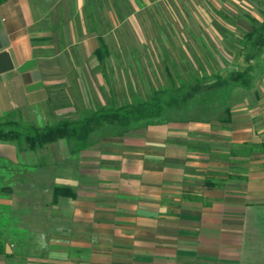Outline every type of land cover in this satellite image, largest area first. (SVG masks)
<instances>
[{"label":"crops","instance_id":"1","mask_svg":"<svg viewBox=\"0 0 264 264\" xmlns=\"http://www.w3.org/2000/svg\"><path fill=\"white\" fill-rule=\"evenodd\" d=\"M163 1L2 3L0 119L62 98L69 106L50 111L56 123L59 116H76L81 105L98 109L150 99L157 90L141 99L140 90L113 88L110 78L122 76L126 86L125 78L161 69L164 52L172 55L173 48L163 46L176 44L169 40L187 23L174 20L167 5L173 7L172 0ZM202 97L122 135L96 132L73 147L60 139L27 149L32 157L44 156L27 167H44L52 176L24 185L30 228L48 238L47 251L28 264H264V128L254 126L245 107L233 108L231 121L223 119L220 127L185 118ZM60 143L65 158L58 152L54 162L44 153ZM250 144L257 148H246ZM19 151L0 142L3 161L17 166ZM57 188L65 192L57 195Z\"/></svg>","mask_w":264,"mask_h":264},{"label":"rangeland","instance_id":"2","mask_svg":"<svg viewBox=\"0 0 264 264\" xmlns=\"http://www.w3.org/2000/svg\"><path fill=\"white\" fill-rule=\"evenodd\" d=\"M163 2L167 4V0ZM172 2L174 8L171 4L167 5L175 11V13L173 11L174 20L187 23L185 29H179L180 35L171 37L172 39L169 40L177 45L163 46L164 49L173 48L172 55L164 52L161 69L148 68L140 77H131L129 80L125 78L126 86L123 85L122 76L110 78V81L115 82L111 87L136 88L140 90L139 95L143 99L153 95L154 90L161 88H185L189 84L193 85L197 82V76H200L202 83H205L215 80L217 75L227 78L235 70H244L252 66L251 88L239 85L225 87L212 95L195 100L191 103V108L187 110L186 115H182L185 118L210 120L214 127H220L223 126V119L229 118L226 112L227 107H231V111L233 108L245 107L249 112L251 110L254 116V126L262 130L264 128V50L249 63L246 56L252 52L251 44L247 43L245 36L253 29L254 23L258 26L264 22V0H172ZM184 30L192 33L194 39L185 38L181 34ZM162 31L163 36L167 35L165 33L167 30ZM187 55L190 61H185ZM174 59L178 61L175 62ZM190 64H194L193 70L189 67ZM101 80L104 82L103 78ZM97 88L102 87L99 85ZM52 102L54 105L51 107L47 105L39 109L29 107L17 109L19 114L6 115L3 120H20L23 126H28L32 122L43 126L47 121L55 124L56 118L50 115V111L57 110L60 105L69 106V101L62 98V104H58L61 102L57 100ZM85 105H81V109L76 113L77 117L78 115L86 116L95 109L94 104L93 108H90L89 104H87L88 107ZM76 116L59 117L73 119ZM111 131L112 128H106L99 132L111 134ZM69 143L73 147L75 141ZM12 144L18 147L17 143L12 142ZM255 147L253 144L246 146L252 149ZM65 149V145L60 143L44 154L53 156L52 159L55 162L59 160L58 152L59 154L61 152V159L65 158ZM27 151V148H20V157L18 161H15L17 166L10 164L7 158H5L7 162L0 158V174L5 175L3 182L0 181V190L11 187L10 192L0 191V250L4 249V252H0V264H28L30 258L45 253L48 248V238L42 232L39 233L30 228L29 217L32 216V205L29 204L27 195L30 190L27 189L28 187L24 188V185L33 181L49 182L52 176L48 172L43 173L46 169L44 167L42 172H37L38 168L35 172L31 167H27L25 163L40 164L44 157L43 152L32 157L33 152Z\"/></svg>","mask_w":264,"mask_h":264},{"label":"trees","instance_id":"3","mask_svg":"<svg viewBox=\"0 0 264 264\" xmlns=\"http://www.w3.org/2000/svg\"><path fill=\"white\" fill-rule=\"evenodd\" d=\"M6 1L0 0V5ZM245 37L247 43L251 44L252 52L246 56V60L250 63L264 50V22L258 26L254 23L253 29L248 31ZM104 51L105 46H102L99 50L101 59L105 57ZM251 69L252 66L244 70H235L227 78L217 75L215 80L205 83H202V78L197 76V82L185 88H161L148 100L101 107L79 120L62 119L55 124L41 126L32 123L23 126L20 120L0 119V142H14L21 149L38 150L60 139L85 144L93 133H101L99 131H104L106 128H112L113 135H122L141 127L155 125L156 121H162L167 117L171 107L181 111L191 100L212 95L225 87L239 85L251 88ZM226 112L229 117L226 121L229 122L231 107H227ZM4 177L5 175L0 174V181L3 182ZM0 191L10 192L11 187L2 188ZM64 192L61 188L56 189L57 195ZM0 252H4V249Z\"/></svg>","mask_w":264,"mask_h":264},{"label":"water","instance_id":"4","mask_svg":"<svg viewBox=\"0 0 264 264\" xmlns=\"http://www.w3.org/2000/svg\"><path fill=\"white\" fill-rule=\"evenodd\" d=\"M8 249H9V252L11 251V248H10V246L8 247Z\"/></svg>","mask_w":264,"mask_h":264}]
</instances>
